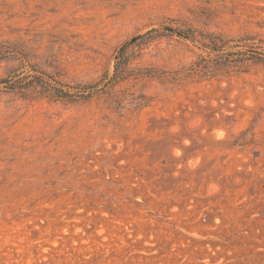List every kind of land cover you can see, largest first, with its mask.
<instances>
[{
    "label": "rangeland",
    "instance_id": "obj_1",
    "mask_svg": "<svg viewBox=\"0 0 264 264\" xmlns=\"http://www.w3.org/2000/svg\"><path fill=\"white\" fill-rule=\"evenodd\" d=\"M262 54L264 0H0V264H264Z\"/></svg>",
    "mask_w": 264,
    "mask_h": 264
},
{
    "label": "trees",
    "instance_id": "obj_2",
    "mask_svg": "<svg viewBox=\"0 0 264 264\" xmlns=\"http://www.w3.org/2000/svg\"><path fill=\"white\" fill-rule=\"evenodd\" d=\"M165 29L170 30L172 32H175L178 35H180V36H182V37H184L186 39H191L192 41H194V39H195L193 35L187 34L186 32H180V31H177V30L169 28V27H165ZM152 32H153V29L147 31L145 34L148 35V34H150ZM141 37H143V35L136 37L130 44L134 43L136 40H138ZM200 47L205 49L206 51H208V53H211V54H216L217 55V54H220L221 52H223L222 54H225L227 57L235 55V53H232V51H230V50H226V52H225V50L222 49V48L221 49L220 48H216L214 46L213 42H211L210 44H208V43L207 44L206 43L201 44ZM125 49H126V47L123 50L119 51L117 56L115 57L116 60H117L116 61V65L114 67L113 74L110 77V80L108 81V83L111 82V81H113L114 83H116L117 81H120V79H121V77L123 75L122 74L123 70L121 68H119L118 64H119L120 58L123 56V53H124ZM249 51H253V50H249ZM262 55H264V54H262ZM216 69H218V68H216ZM32 76H34V75H32ZM52 80H53V82H52L53 83V88L55 89V91H58L57 93H59L56 96H58V97H68L70 95L67 92H62V90L60 88L63 87V84H61V82H59L55 78H53ZM67 88L68 89H73V90H77L78 89V88H75V87H72V86H67ZM85 89L88 90L90 88H83V89H80L79 91L81 93H85Z\"/></svg>",
    "mask_w": 264,
    "mask_h": 264
},
{
    "label": "water",
    "instance_id": "obj_3",
    "mask_svg": "<svg viewBox=\"0 0 264 264\" xmlns=\"http://www.w3.org/2000/svg\"><path fill=\"white\" fill-rule=\"evenodd\" d=\"M135 38H136V37H133V38L129 41V43H131ZM129 43L123 45L119 51L123 50V49H124Z\"/></svg>",
    "mask_w": 264,
    "mask_h": 264
}]
</instances>
